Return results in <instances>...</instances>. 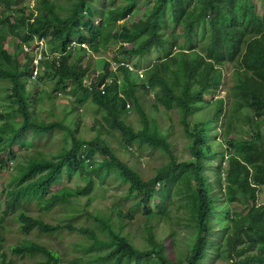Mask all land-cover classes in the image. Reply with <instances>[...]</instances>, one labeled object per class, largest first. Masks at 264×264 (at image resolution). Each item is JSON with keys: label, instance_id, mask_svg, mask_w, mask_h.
Segmentation results:
<instances>
[{"label": "trees", "instance_id": "trees-1", "mask_svg": "<svg viewBox=\"0 0 264 264\" xmlns=\"http://www.w3.org/2000/svg\"><path fill=\"white\" fill-rule=\"evenodd\" d=\"M0 5L10 12L0 26L21 39L17 48L40 54L37 65L29 54L19 65L0 46V104L6 108L0 111V264H64L54 242L70 237L77 239L73 264H202L223 244L213 240L216 204L223 200L233 228L224 239L229 264H264V204L258 202L264 187V15L254 0H36L29 12L24 0ZM137 10L142 15L132 20ZM74 48L88 56L85 65L73 60ZM107 50L119 57L104 61L97 73L91 55ZM132 59L143 78L124 67L113 72L111 62ZM46 64L43 76L53 79L46 98H67L68 115L40 109L45 93L37 85ZM226 69L227 99L215 100L209 118L193 121ZM153 90L159 92L154 110L161 104L178 116L189 159L177 157L169 130L146 110ZM88 101L101 113L89 140L80 136L77 117ZM135 114L136 125L128 121ZM218 121L225 134L234 133L225 149L208 142V129ZM243 124L246 136L232 132ZM52 137L61 144L48 151ZM132 149L157 151L167 161L145 179L129 160ZM73 172L88 179L83 188L51 190ZM96 182H118L126 191L119 199L130 207L89 211ZM138 218L140 246L130 239ZM159 222L171 223L165 238L157 233ZM181 230L186 249L174 261L165 240L175 245Z\"/></svg>", "mask_w": 264, "mask_h": 264}, {"label": "rangeland", "instance_id": "rangeland-1", "mask_svg": "<svg viewBox=\"0 0 264 264\" xmlns=\"http://www.w3.org/2000/svg\"><path fill=\"white\" fill-rule=\"evenodd\" d=\"M36 0H24V9L26 12L32 11L34 5H35ZM256 4V10L260 15H264V0H254ZM5 7L3 5H0V21L4 19L10 12L5 11ZM140 10L135 11L131 19L132 20H138L142 13L139 12ZM142 12H144V8L142 9ZM12 21H15V18L12 17L10 19V23ZM13 25L16 27V24L13 23ZM18 31L17 28H15V31ZM181 32V31H180ZM181 34V33H180ZM19 41H21L20 38H17L15 34L10 33L7 30V26H0V46L2 45L3 48H5L10 54L14 55L16 62L19 65H22L25 61V55L29 54L31 57H34L32 52L30 53H25L24 50L22 49L21 51L17 48V45L19 44ZM43 45H38L37 48L39 50L43 49ZM29 51L32 49V45ZM75 47V46H73ZM26 49V47H24ZM35 51V49H34ZM40 56V54H36V57ZM114 56L119 57L118 52H114L113 50H107L104 53L91 55V64L95 66V69L97 70V73H101V67L102 63L104 61H111ZM34 57V60L36 59ZM73 60L74 61H80L82 62L83 65L86 64V61L88 59V56H86L84 53H81L80 50L74 48L73 51ZM38 59V58H37ZM138 60L132 59L130 60V64L133 65L136 64ZM28 63V62H26ZM28 63V69H30ZM27 69V67H26ZM47 74L49 73V68L48 64L45 65V70L44 68L41 69L40 75H42V82H39L38 86V91L42 90L44 91L45 95L43 98V102L39 105L40 109L42 110H47L52 108L56 109L57 113H63L65 115L69 114V108L67 103L69 100L67 98L63 97H57L54 100H49V98H46V96H50L51 88L53 85V79L47 75L43 76V73ZM28 74V72H26ZM224 81L222 82V85L218 88L215 89H210L207 92V96L205 97V102L199 105V107L196 108V110L193 112V121L195 122H200L205 120V118H209L214 109H215V100L219 98L227 99L229 95V88L231 85V80H230V69H226L224 71ZM29 78V77H28ZM27 78V80H28ZM120 80V79H119ZM33 82V80H31ZM1 94V93H0ZM123 94V92H122ZM159 95V92L153 90L149 93L147 98H145V108L146 110H149L151 113V116H153L155 119L159 121V127L162 130H169V141L173 145L175 149V154L177 155L178 158L187 160L190 158L188 148H187V138L184 136L181 127L178 123V116L173 113V111H164L162 109L161 104L158 105V109L154 110L153 104H156L155 98ZM1 103V100H0ZM2 104V103H1ZM0 104V111L6 109L5 107H2ZM228 104V103H227ZM228 107V106H227ZM226 107V108H227ZM130 109V108H129ZM127 109V110H129ZM43 112V111H42ZM42 115L45 117L47 116V113L43 112ZM77 117H79L82 121V132L80 133L81 137H84L85 139L89 140L92 139L95 135L94 130L92 129V124L95 119H100L101 113L88 101L85 105L82 107H79L77 111ZM137 115H131L128 117V121L134 125H136L137 122ZM222 121V119H221ZM221 121H218L217 123H214V125H211L208 129L209 132V138L208 142L211 146L215 147L217 143H220L223 145V149L226 148L225 142L228 140V137L234 133L230 134H225L224 133V128L222 126ZM249 131V127L245 124L242 125L241 128L239 129H234L232 132H235V134L240 135V136H246L247 132ZM51 144L48 146V151H55L56 148L61 144V141L59 139H56L55 137L51 138ZM110 144L117 150H119V144L117 141L112 137L110 139ZM121 151V149H120ZM133 164L136 165V167L139 169V172L143 175L145 179L151 177L155 170L158 169L161 165L165 164L167 161L164 156H162L159 152H150V151H143V152H138L135 149L131 150V156L129 158ZM216 163V161H215ZM215 171V166L212 168L210 175H212V172ZM87 178L81 177L78 175V173H71L69 176V173H65V176L60 179L59 183L55 185L51 190L54 192L60 188L70 192V193H75L77 188H83L85 184L87 183ZM125 189L121 188L118 184V182H111L107 183L103 186H99V184L96 182L95 190L90 196L91 198V205L89 206V211L90 209L97 208V209H105L109 207L115 206L118 209H121L123 211H126L128 207H130V202L124 200V199H119V197L123 194H125ZM80 203H84L86 200L85 198H80ZM258 202L259 204H264V187L260 188V191L258 193ZM216 210L219 213L216 216V219L214 220L216 226L219 227L218 231L215 232L213 240L215 241L218 237L220 238V241L223 243L221 245V248L219 249V253L217 252H212L208 258L204 260L202 264H229V260L227 258V254L225 251L224 247V239L225 236L229 233L231 234L233 231L232 228V223L230 221H227L225 214L228 212L231 215V208L230 205L225 201H221L218 204H216ZM55 217L60 219L62 217L60 212H56L54 214ZM159 226L157 224V233L160 236H165L169 235V232L167 231L169 229V225L171 223L164 224L163 222H159ZM142 225V219L138 218L131 226H130V239L137 245H141V226ZM229 229H226L228 227ZM218 233V235L216 234ZM62 241H55L54 245L55 248L59 251V253L63 257V263L64 264H73L72 261L75 257L74 254H72L73 249L72 244L77 242V239L75 237H70V238H64L61 239ZM187 241V234L181 230V232L178 235L177 242L174 245L173 242L166 238L165 244L168 247L167 250V255L170 259L176 260V258L183 256V253L185 252L186 246L185 242ZM67 243L70 244V246H67ZM214 245V244H213ZM212 245V246H213Z\"/></svg>", "mask_w": 264, "mask_h": 264}, {"label": "built area", "instance_id": "built-area-1", "mask_svg": "<svg viewBox=\"0 0 264 264\" xmlns=\"http://www.w3.org/2000/svg\"><path fill=\"white\" fill-rule=\"evenodd\" d=\"M39 59H40V56L36 57V59L33 62L34 65L38 64ZM111 66H112L113 72H115L119 67H124L128 71L135 73L138 76V78H143V72L140 70H135V68L132 66V64H130L128 62H111ZM35 74L36 73H34V76H35Z\"/></svg>", "mask_w": 264, "mask_h": 264}]
</instances>
